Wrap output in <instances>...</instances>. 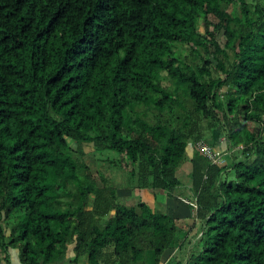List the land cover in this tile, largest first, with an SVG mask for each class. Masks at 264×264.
Wrapping results in <instances>:
<instances>
[{"label":"trees","instance_id":"16d2710c","mask_svg":"<svg viewBox=\"0 0 264 264\" xmlns=\"http://www.w3.org/2000/svg\"><path fill=\"white\" fill-rule=\"evenodd\" d=\"M222 138L231 157L212 164L197 144ZM14 249L21 264H264V0H0V264Z\"/></svg>","mask_w":264,"mask_h":264},{"label":"rangeland","instance_id":"374dc122","mask_svg":"<svg viewBox=\"0 0 264 264\" xmlns=\"http://www.w3.org/2000/svg\"><path fill=\"white\" fill-rule=\"evenodd\" d=\"M223 21H227V23H229L231 26H234L235 25V22H234V20L233 19H231V17H230V15H225L224 16V18L222 19V22ZM200 30H202V28L200 29ZM244 56H245V59H250V58H253L254 56H253V53L250 51V50H245L244 51ZM214 74L215 75H218V70H214ZM225 89V88H224ZM223 89V90H224ZM225 91V90H224ZM202 128H203V132H204V134H206L205 135V137H204V140L205 141H209V138L210 137H212V135H213V138H214V136H215V134H216V136H219L217 133H218V130H211V128H209V124H208V122H202ZM256 131H257V128H256V126L255 125H252V124H249V126H248V128H247V130H246V132H245V135H246V138L248 139V140H250V141H252V139H253V137H254V134L256 133ZM220 142H221V146H219L218 147V144L219 143H217L216 144V147H218L219 149H222L224 152H226V153H228V155H227V158H230L231 157V155H230V151H229V146H228V144H227V142L225 141V139L224 138H222L221 140H220ZM59 143L61 144V142H60V140H59ZM214 145V144H213ZM215 146V145H214ZM87 149L89 150V151H91L92 150V148H90V147H88L87 146ZM191 153V152H190ZM184 175V176H186V173L184 172V171H181V175ZM178 176H179V179L181 180V178H180V175L178 174ZM117 178L118 179H120L121 178V176L118 174V173H116V180H117ZM184 181V180H183ZM119 195H120V197L121 198H123V199H126V200H128L129 202H133V200H132V197L131 196H127V194H125L123 191H119ZM188 195L190 196V195H192V194H190V193H188ZM149 202H150V204H152L153 206H155V203H154V201H153V199L151 198V197H149V198H146ZM161 202V201H160ZM158 205V204H157ZM159 207V206H158ZM166 208V207H165ZM168 208H170V209H168L167 210V208H166V211L167 212H169V213H174L173 212V210H171V207H168ZM174 211H175V208H174ZM189 215H191L190 217H192V215H193V212L192 211H187V212H185V211H183V212H181V214H179L178 216L180 217V218H184V217H188ZM193 216H195V215H193ZM200 232H201V230L200 229H197L196 230V234H195V236L198 234V236L200 235ZM185 235H187V234H184V235H182L181 236V238H180V240L185 236ZM195 236L193 237V235H191V238H192V240H194L195 239ZM197 240V239H196ZM173 254H174V251H172L171 252V256L168 258V263L167 264H176L177 263V259H174L173 258Z\"/></svg>","mask_w":264,"mask_h":264},{"label":"crops","instance_id":"0c3cea01","mask_svg":"<svg viewBox=\"0 0 264 264\" xmlns=\"http://www.w3.org/2000/svg\"><path fill=\"white\" fill-rule=\"evenodd\" d=\"M179 175H180L181 183H182L181 188H180L181 189L180 191L186 193V192H188V189L192 186V181L187 176H184L183 174L181 175V172L179 173ZM121 191H123L125 194H127V196L128 195L129 196L132 195L131 192L126 191V190H123V188H122ZM136 194L141 195L148 203H150V202L146 198L151 197L153 199L154 203H155L154 194L151 191H149V190H143L142 192H136ZM180 197H185V196H180ZM161 205H164L167 208V210L170 209L168 207H171V210H173V212L174 213H177L178 215H179V213L181 211H184L183 210V207L179 204V201L176 199V197L175 198H169L166 194H162V193L159 196V203H155V207H158V206H161ZM174 208H175V211H174ZM70 249H72V248H70ZM9 255H10V260H11L12 264H21L19 250H16V249L9 250ZM72 256L73 255H71V257ZM4 264H6V262H4ZM63 264H70V259L66 260Z\"/></svg>","mask_w":264,"mask_h":264},{"label":"built area","instance_id":"2783aa9c","mask_svg":"<svg viewBox=\"0 0 264 264\" xmlns=\"http://www.w3.org/2000/svg\"><path fill=\"white\" fill-rule=\"evenodd\" d=\"M197 147L208 159L212 161V164L226 163L228 153L224 152L222 149L213 148L210 144L203 141L199 142ZM182 201L191 206L193 215L196 216L198 210L196 200L182 199Z\"/></svg>","mask_w":264,"mask_h":264}]
</instances>
